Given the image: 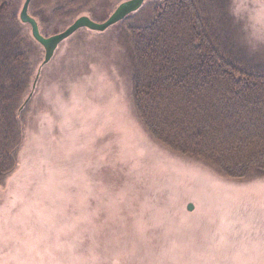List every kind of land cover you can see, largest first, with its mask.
I'll use <instances>...</instances> for the list:
<instances>
[{
	"label": "rangeland",
	"instance_id": "rangeland-1",
	"mask_svg": "<svg viewBox=\"0 0 264 264\" xmlns=\"http://www.w3.org/2000/svg\"><path fill=\"white\" fill-rule=\"evenodd\" d=\"M231 13L264 65V0H231ZM111 26L77 29L44 64L33 38L23 141L0 184V264H264V174L229 178L156 142Z\"/></svg>",
	"mask_w": 264,
	"mask_h": 264
},
{
	"label": "trees",
	"instance_id": "trees-1",
	"mask_svg": "<svg viewBox=\"0 0 264 264\" xmlns=\"http://www.w3.org/2000/svg\"><path fill=\"white\" fill-rule=\"evenodd\" d=\"M21 1L0 0V184L16 168L41 61ZM124 1L30 0L28 13L47 37L83 15L103 22ZM112 28L135 113L156 142L229 178L264 174V65L243 48L231 0H145Z\"/></svg>",
	"mask_w": 264,
	"mask_h": 264
},
{
	"label": "water",
	"instance_id": "water-1",
	"mask_svg": "<svg viewBox=\"0 0 264 264\" xmlns=\"http://www.w3.org/2000/svg\"><path fill=\"white\" fill-rule=\"evenodd\" d=\"M30 0H25L24 4L20 10L19 18L23 23H27L31 27V34L33 38L41 44L44 48L45 55L43 64L48 62L51 58L56 46L65 38L69 37L77 29L85 27L90 30L103 31L109 26L122 20L128 14L138 10L145 0H126L120 3L112 14L103 22H95L86 16H81L76 19L70 26H68L64 31L54 34L49 37H43L38 29L37 22L28 14V4ZM192 206L189 205L188 209Z\"/></svg>",
	"mask_w": 264,
	"mask_h": 264
}]
</instances>
